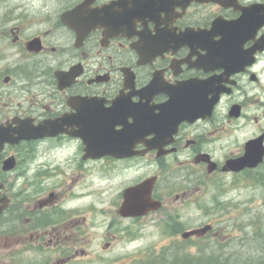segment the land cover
<instances>
[{
    "label": "flooded vegetation",
    "instance_id": "1",
    "mask_svg": "<svg viewBox=\"0 0 264 264\" xmlns=\"http://www.w3.org/2000/svg\"><path fill=\"white\" fill-rule=\"evenodd\" d=\"M262 170L264 0H0V264H263Z\"/></svg>",
    "mask_w": 264,
    "mask_h": 264
},
{
    "label": "rangeland",
    "instance_id": "2",
    "mask_svg": "<svg viewBox=\"0 0 264 264\" xmlns=\"http://www.w3.org/2000/svg\"><path fill=\"white\" fill-rule=\"evenodd\" d=\"M90 177L91 176L88 173L85 180H81L76 187L74 186L75 188L73 187L74 189L71 188L70 191H74V196L77 195V192H82L87 188L92 189V186L89 184ZM98 183L99 181L95 184L96 187H99ZM239 192V210L236 212V222L239 225L240 230V242L242 245L241 261L243 263L245 261L248 262L253 259L260 258L264 255V248L262 247L253 251H251L249 247L246 248L247 246L254 245L256 243H264V241L261 240L264 235V170L257 172L255 183L250 186L241 185ZM76 199L80 202L92 200L97 208L101 205H103L106 209L109 208V204L107 203L108 199H100V196L98 199L96 194H90L87 199H80L79 197ZM101 202L104 203L102 204ZM96 221L99 222V217ZM122 246V244L115 246L111 252H108L105 255L110 256L114 253H122Z\"/></svg>",
    "mask_w": 264,
    "mask_h": 264
},
{
    "label": "water",
    "instance_id": "3",
    "mask_svg": "<svg viewBox=\"0 0 264 264\" xmlns=\"http://www.w3.org/2000/svg\"><path fill=\"white\" fill-rule=\"evenodd\" d=\"M17 133L19 135H17V138L14 139L15 141L18 139H21V138H26V132H25L24 128L17 130ZM8 140L11 141V139H8ZM86 150H89L88 145L86 147ZM250 157H251V155L250 156L247 155L243 159L247 160V159H250ZM260 161H261V154H258L255 161H249L246 163V165L255 166ZM241 166H243V165H241ZM133 192H135V194H138L140 196L150 194L149 188L146 187V182L141 183L136 187H133V188L126 190L124 196H127V194L133 193ZM150 208H155L154 202L151 199H124V201L122 202V204L120 206L119 212L122 215H137V214H141V213L149 210Z\"/></svg>",
    "mask_w": 264,
    "mask_h": 264
},
{
    "label": "bare ground",
    "instance_id": "4",
    "mask_svg": "<svg viewBox=\"0 0 264 264\" xmlns=\"http://www.w3.org/2000/svg\"><path fill=\"white\" fill-rule=\"evenodd\" d=\"M89 190V189H88ZM87 191V190H86ZM87 192H85L84 194H86Z\"/></svg>",
    "mask_w": 264,
    "mask_h": 264
}]
</instances>
